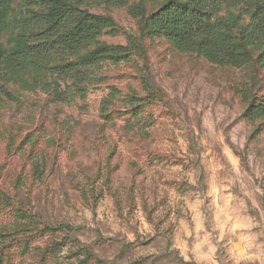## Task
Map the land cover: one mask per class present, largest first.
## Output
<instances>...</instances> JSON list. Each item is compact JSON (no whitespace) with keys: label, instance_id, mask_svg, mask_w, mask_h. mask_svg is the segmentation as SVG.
<instances>
[{"label":"rangeland","instance_id":"374dc122","mask_svg":"<svg viewBox=\"0 0 264 264\" xmlns=\"http://www.w3.org/2000/svg\"><path fill=\"white\" fill-rule=\"evenodd\" d=\"M165 1L69 0L111 21L51 65L75 70L0 80V264H264V133L240 93L264 97V66L151 35ZM44 5L10 0L0 51ZM118 45L128 59L90 63Z\"/></svg>","mask_w":264,"mask_h":264},{"label":"trees","instance_id":"16d2710c","mask_svg":"<svg viewBox=\"0 0 264 264\" xmlns=\"http://www.w3.org/2000/svg\"><path fill=\"white\" fill-rule=\"evenodd\" d=\"M44 1L24 20V44L11 52L0 51V80L22 69L50 68L54 60L87 49L111 26L108 18L69 0ZM104 2L121 8L130 0ZM9 6L10 0H0V19ZM244 15L249 19L241 23ZM147 25L151 35H164L179 52L198 54L212 64L243 68L255 59L264 66V0H166ZM109 56L128 59L127 48H97L89 60L97 63ZM54 67L66 75L75 70L72 62ZM240 93L247 103V118L258 122L257 129L264 133V97L245 89Z\"/></svg>","mask_w":264,"mask_h":264}]
</instances>
